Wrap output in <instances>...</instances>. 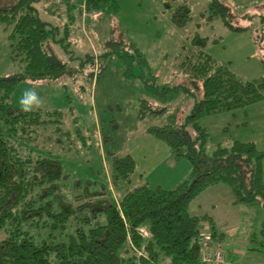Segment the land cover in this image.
<instances>
[{
	"label": "trees",
	"instance_id": "16d2710c",
	"mask_svg": "<svg viewBox=\"0 0 264 264\" xmlns=\"http://www.w3.org/2000/svg\"><path fill=\"white\" fill-rule=\"evenodd\" d=\"M75 1L0 0V24L8 30L11 59L22 63L21 70L0 75V264H216L205 257L213 249L212 240H223L222 233L214 230L210 217L190 214V202L206 188L224 184L234 204L264 208V150L251 141L233 140L208 153V133L199 120L261 100L264 76L240 78L228 65L201 51L206 39L196 35L191 43L199 50L189 49L178 65L189 83L160 88L138 48L119 49L116 53L126 75L135 76L133 69L138 65L144 85L154 88L162 99L179 89L197 93L198 98L182 122L145 129L168 146L174 160H188L189 176L170 189L142 183L118 194L119 187L130 181L136 162L129 153L110 152L109 179L118 197L112 200L104 185L71 179L58 159L29 147L41 126L61 123L62 110L33 107L25 112L13 103L21 82L56 84L75 71L53 50V44L61 41L57 2L68 14L75 11L81 16L99 11L110 0ZM209 9L231 29H244L232 24L233 15L224 2L210 0ZM45 11L55 14L54 22L41 16ZM172 19L178 26L190 19L187 3L172 12ZM84 62L91 63L97 75L99 55L87 53L80 65ZM139 101V116L165 108H152L143 97ZM67 183L73 191L70 195L64 191ZM225 259L224 253V260L217 264H227Z\"/></svg>",
	"mask_w": 264,
	"mask_h": 264
},
{
	"label": "rangeland",
	"instance_id": "374dc122",
	"mask_svg": "<svg viewBox=\"0 0 264 264\" xmlns=\"http://www.w3.org/2000/svg\"><path fill=\"white\" fill-rule=\"evenodd\" d=\"M220 1L229 6L232 24L244 29L233 30L213 15L210 0H110L102 3L99 11L82 17L75 11L68 14L62 4L58 5L55 11L60 13L61 41L53 44V50L75 71L60 77L56 84L18 85L14 104L21 106L24 91L34 89L40 101L38 107L65 113L61 123L41 126L34 134L37 139L31 144L33 147H29L58 159L71 179L104 185L112 200L118 197L109 179L110 152L117 156L129 153L138 163L130 181L119 187L118 194L126 187L142 183L164 189L175 187L189 176L190 163L186 158L174 160L168 146L145 129L182 122L198 95L179 89L167 92L162 99L154 88L144 85L138 76L141 73L138 65L133 69L135 76L126 75L116 52L121 48H138L160 88L188 84L189 79L178 65L189 49L199 50L191 43L198 35L206 39L201 51L219 64L228 65L240 78L264 76V0ZM184 3L189 6L190 19L178 26L173 22L172 12ZM36 5L42 8L40 2ZM40 14L55 21L54 13ZM87 53L99 55L97 75L91 63L80 65ZM20 65L11 59L8 30L0 24V75L21 70ZM141 97L152 108L165 106L164 110L139 116ZM199 123L208 133L205 142L208 153L233 140L251 141L264 150V97L244 108L203 116ZM156 145L169 150L167 156L160 153L157 157L161 161L154 165L153 160L145 159L154 157ZM262 169L264 179V159ZM67 184L69 188L64 191L70 195L73 191ZM233 200L228 186L216 184L192 199L189 212L210 217L214 230L222 233L219 247L227 264H264V208L259 204H234ZM2 235L0 230V238ZM210 244V249L218 245L214 240Z\"/></svg>",
	"mask_w": 264,
	"mask_h": 264
},
{
	"label": "clouds",
	"instance_id": "9594fccd",
	"mask_svg": "<svg viewBox=\"0 0 264 264\" xmlns=\"http://www.w3.org/2000/svg\"><path fill=\"white\" fill-rule=\"evenodd\" d=\"M39 103L40 101H39L38 95L34 89L25 90L20 100L22 110L25 112L31 111L33 106L38 107Z\"/></svg>",
	"mask_w": 264,
	"mask_h": 264
},
{
	"label": "crops",
	"instance_id": "0c3cea01",
	"mask_svg": "<svg viewBox=\"0 0 264 264\" xmlns=\"http://www.w3.org/2000/svg\"><path fill=\"white\" fill-rule=\"evenodd\" d=\"M58 3V5H61V3L60 2H57ZM62 6H63V4H62ZM27 83H29V82H27ZM31 84H37V83H31ZM18 87V86H17ZM17 89V88H16ZM15 93V92H14ZM14 96V95H13ZM19 106V105H18ZM168 148H166V147H163V145H156V150H155V152L153 153V156L154 157H147L145 160H147V159H149V161L150 160H153V162H154V165L156 164V161H159L160 160V156H164V154H166V156H167V154H168ZM160 153H161V155H160ZM158 155H160L159 157H157ZM152 156V155H151ZM144 160V161H145ZM161 161V160H160ZM136 165H138V163L136 164ZM137 167V166H136ZM135 170H136V168H135ZM134 174V173H133ZM142 176V175H141ZM220 238L221 239H223L221 236H220ZM220 244L221 242H216V244ZM218 244V245H219Z\"/></svg>",
	"mask_w": 264,
	"mask_h": 264
},
{
	"label": "built area",
	"instance_id": "2783aa9c",
	"mask_svg": "<svg viewBox=\"0 0 264 264\" xmlns=\"http://www.w3.org/2000/svg\"><path fill=\"white\" fill-rule=\"evenodd\" d=\"M205 260L213 261L216 264L222 262L224 260V252L219 248H213L205 257Z\"/></svg>",
	"mask_w": 264,
	"mask_h": 264
}]
</instances>
